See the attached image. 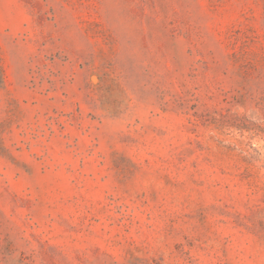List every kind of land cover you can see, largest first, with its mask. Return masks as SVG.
<instances>
[{"label": "rangeland", "instance_id": "obj_1", "mask_svg": "<svg viewBox=\"0 0 264 264\" xmlns=\"http://www.w3.org/2000/svg\"><path fill=\"white\" fill-rule=\"evenodd\" d=\"M0 264H264V0H0Z\"/></svg>", "mask_w": 264, "mask_h": 264}]
</instances>
